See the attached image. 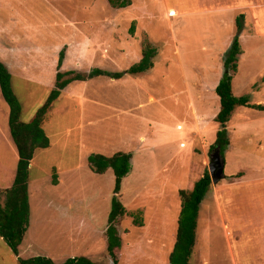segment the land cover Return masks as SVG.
I'll return each mask as SVG.
<instances>
[{"label": "rangeland", "instance_id": "1", "mask_svg": "<svg viewBox=\"0 0 264 264\" xmlns=\"http://www.w3.org/2000/svg\"><path fill=\"white\" fill-rule=\"evenodd\" d=\"M131 1L129 8L114 9L108 0H0V60L11 72L24 123L34 119L53 90L64 48L62 70L83 73L125 72L141 61L147 44L157 49L149 72L73 83L53 105L43 125L51 147L37 151L30 167L32 216L20 247L24 260L46 257L63 264L87 257L113 264L105 232L115 175L112 170L95 174L88 158L124 152L133 153L134 160L120 197L127 215L119 225V264H169L180 191H191L209 173L218 149L213 148L221 130L215 90L235 37L244 54L234 95L264 105V0ZM244 7L252 9L245 13ZM3 113L11 138L0 90ZM227 130L225 178L209 191L229 190L220 198L226 221L208 193L190 264H264V113L239 108ZM6 138L0 142L7 146ZM13 150L18 156L14 145ZM12 158L0 146V163L6 166ZM4 170L0 180L7 183ZM11 170L16 172V163ZM54 175L62 179L58 188ZM0 200L4 203L5 196ZM137 212L143 227L134 225ZM0 264H20L1 238Z\"/></svg>", "mask_w": 264, "mask_h": 264}, {"label": "trees", "instance_id": "2", "mask_svg": "<svg viewBox=\"0 0 264 264\" xmlns=\"http://www.w3.org/2000/svg\"><path fill=\"white\" fill-rule=\"evenodd\" d=\"M114 9H126L132 6L131 0H108ZM239 33L244 28V15L237 20ZM240 35V34H239ZM240 38L235 37L230 50L224 60L223 77L217 86L215 93L220 100V110L215 121L220 125L216 142L213 148H219L222 157L230 147L228 136V124L238 108H249L264 113V105L252 104L249 97H236L233 92V80L239 72V59L243 56ZM157 49L150 44L145 46L141 61L133 65L125 72H109L99 68L88 73L77 71H63L66 59V48L60 54L55 76L54 88L45 104L37 111L30 123L22 121V105L16 96L12 86V75L8 67L0 60V89L2 96L9 107V128L12 140L16 146L19 162L14 184L7 190H0V199L4 195V203L0 200V238L17 257L20 264H56L46 257H34L24 260L20 257V247L26 239L31 223V206L29 196L30 167L39 150L50 148V139L43 125L47 116L67 90L76 82H89L101 77L120 81L126 76H139L154 68V59ZM132 153L118 152L112 157L100 154L90 155L89 168L97 175H104L112 170L115 175V189L112 199V209L105 232L107 239V252L113 264H119V252L123 246V240L119 231L121 220L127 215V210L120 201L123 181L133 170ZM240 176V175H239ZM238 176V177H239ZM53 184L57 185V175L53 176ZM212 185L208 172L195 183L191 191H180L181 212L177 231L176 243L169 258V264H190L197 239V227L200 207L210 191ZM134 225L143 227L141 213L132 215ZM63 264H99L87 257H77L66 260Z\"/></svg>", "mask_w": 264, "mask_h": 264}, {"label": "crops", "instance_id": "3", "mask_svg": "<svg viewBox=\"0 0 264 264\" xmlns=\"http://www.w3.org/2000/svg\"><path fill=\"white\" fill-rule=\"evenodd\" d=\"M246 6H250V5H246ZM252 7V6H251ZM251 7H244V9H240V10H242V11H245V13L246 12H248L249 11V8H251ZM248 8V9H247ZM252 9V8H251ZM243 13V12H242ZM245 17V16H244ZM247 19L249 18V19H251L250 21H252V16L250 17V15H249V17L247 16L246 17ZM251 23V22H250ZM9 69V68H8ZM11 73V72H10ZM1 90V89H0ZM2 94V93H1ZM3 97V96H2ZM4 99V98H3ZM5 101V100H4ZM6 103V102H5ZM8 106V105H7ZM239 109V108H238ZM237 109V110H238ZM237 110L235 111V113L237 112ZM8 112H9V107H8ZM235 113H234V115H233V117L235 116ZM3 117H4V130L2 131V119H3ZM233 117H232V119H233ZM232 119H231V121H232ZM8 125H9V117H8ZM229 125V124H228ZM9 130H10V128H9ZM11 135V134H10ZM2 136H4L6 139H7V146L5 145V144H1V142H0V146H3L6 150H8V151H11L12 153H13V158H12V160H11V162L12 163H10V164H8V165H6V166H3L1 163H0V173H2L1 175H4L5 173H4V169H8V171H9V182H7V183H5L3 180H0V190H2V191H4V190H7V189H9V188H11L12 186H13V184H14V181H15V177H16V172H17V166H18V162H19V156H15V152H14V150H13V145L15 146V144H14V142H13V140H12V137L10 138V136H9V133H8V129H7V126H6V115L3 113V114H0V140H1V137ZM50 143H51V141H50ZM51 147V146H50ZM15 149H16V146H15ZM49 149V148H48ZM46 150V149H45ZM16 151H17V149H16ZM18 153V152H17ZM133 154V153H132ZM34 160V159H33ZM133 160H134V158H133ZM33 162V161H32ZM16 163V172H13L11 169H12V167H13V164H15ZM31 165H32V163H31ZM226 168V167H225ZM245 176V175H244ZM244 176H242L241 178H243ZM234 177V176H233ZM57 179H58V181H59V184L56 186L57 188L58 187H60L61 185H62V179L60 178V177H57ZM232 179V182L234 181H236L234 178H231ZM238 179V178H237ZM231 182V183H232ZM253 185H255L256 186V184H253ZM226 188V187H225ZM221 189V195H219V192H218V189L220 190V188H215L214 187V193H212V192H210L212 195H213V197H214V199H215V201L216 202H214V203H212V205L214 206L215 204H216V208H217V212H218V215H220V217L222 218V219H224V221H226L225 220V211H224V209H223V207H222V202H221V197H223V198H225L226 197V195H228L229 194V190H227V189ZM29 189H30V183H29ZM210 191H211V189H210ZM213 191V190H212ZM209 193V194H210ZM208 195V194H207ZM223 195V196H222ZM29 196H30V193H29ZM207 197V196H206ZM206 199V198H205ZM204 199V200H205ZM255 193H253L252 192V202H253V205H254V201H255ZM204 204V201H203V203H202V205ZM201 205V206H202ZM31 206V205H30ZM253 208V207H252ZM227 209V208H226ZM228 209L230 210V207H229V205H228ZM227 209V210H228ZM228 210V211H229ZM252 211H253V209H252ZM200 212H201V207H200ZM31 216H32V214H31ZM199 219H200V214H199ZM225 226L227 227L228 226V224L225 222ZM198 227H199V220H198ZM198 227H197V229H198ZM261 227V226H260ZM229 230V229H228ZM196 234H197V231H196ZM177 237V236H176ZM197 243H198V240L196 239V247H197ZM196 247H195V250H196ZM195 250H194V252H195ZM193 255H194V253H193ZM193 257V256H192ZM260 258V256H258V259Z\"/></svg>", "mask_w": 264, "mask_h": 264}, {"label": "water", "instance_id": "4", "mask_svg": "<svg viewBox=\"0 0 264 264\" xmlns=\"http://www.w3.org/2000/svg\"><path fill=\"white\" fill-rule=\"evenodd\" d=\"M209 174L212 185H217L225 178V162L219 148L215 151L211 159Z\"/></svg>", "mask_w": 264, "mask_h": 264}, {"label": "bare ground", "instance_id": "5", "mask_svg": "<svg viewBox=\"0 0 264 264\" xmlns=\"http://www.w3.org/2000/svg\"><path fill=\"white\" fill-rule=\"evenodd\" d=\"M3 157V156H2Z\"/></svg>", "mask_w": 264, "mask_h": 264}]
</instances>
